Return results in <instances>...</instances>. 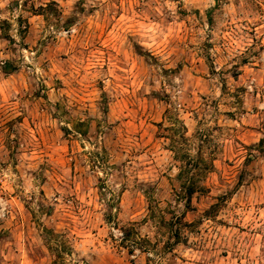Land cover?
Segmentation results:
<instances>
[{
  "label": "rangeland",
  "instance_id": "rangeland-1",
  "mask_svg": "<svg viewBox=\"0 0 264 264\" xmlns=\"http://www.w3.org/2000/svg\"><path fill=\"white\" fill-rule=\"evenodd\" d=\"M0 264H264V0H0Z\"/></svg>",
  "mask_w": 264,
  "mask_h": 264
},
{
  "label": "trees",
  "instance_id": "trees-1",
  "mask_svg": "<svg viewBox=\"0 0 264 264\" xmlns=\"http://www.w3.org/2000/svg\"><path fill=\"white\" fill-rule=\"evenodd\" d=\"M202 162H203V161L199 159V163H202ZM197 164H198L197 161H195V162H194V165H193V172L190 174L189 178H187L189 184H190V182H191V184L188 185V186H186V189H185V195H186V197H187V200H189L190 197L195 193V190H194V188H193L194 185L192 184V178H193V176H194L195 171H197V173H200V174H201V172H204V173H205V172H208V171L210 170V168H211V167H210L211 164H210V165H206V164H205V167H202V168L199 170ZM186 174H189V172H186V171H183V170L180 171V175H181V176H182V175H185V176H186Z\"/></svg>",
  "mask_w": 264,
  "mask_h": 264
}]
</instances>
